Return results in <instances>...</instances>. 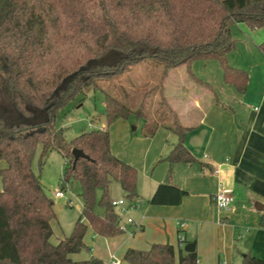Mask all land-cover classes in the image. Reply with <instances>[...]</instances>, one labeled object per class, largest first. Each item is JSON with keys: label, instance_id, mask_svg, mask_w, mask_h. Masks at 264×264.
I'll use <instances>...</instances> for the list:
<instances>
[{"label": "trees", "instance_id": "16d2710c", "mask_svg": "<svg viewBox=\"0 0 264 264\" xmlns=\"http://www.w3.org/2000/svg\"><path fill=\"white\" fill-rule=\"evenodd\" d=\"M264 26V0H0V264H106L91 255L72 254L90 249L84 237L88 223L102 236L123 233L120 214L112 204L110 185L121 184L126 199L137 196V169L119 159L110 147V133L92 128L68 141L55 124L56 113L100 78H112L147 58L168 70L185 65L190 75L195 60L216 59L225 82L243 93L248 73L232 67L227 54L235 46L232 26ZM264 52V42L260 45ZM163 102L168 106L165 97ZM106 123L131 115L144 117L110 94L105 95ZM178 141L167 160H195L185 146L188 128L174 114L170 126ZM41 145L40 166L56 150L67 163L64 184L82 186V210L71 233L51 241L54 201L48 196L32 162ZM87 157L74 163L73 149ZM101 191L100 197L98 192ZM174 190L179 203L185 191L161 184L151 203H162ZM103 208L98 213L96 207ZM264 228V207L260 211ZM130 264H199L197 252L171 244L150 249L128 248ZM242 264H264L246 255Z\"/></svg>", "mask_w": 264, "mask_h": 264}, {"label": "crops", "instance_id": "0c3cea01", "mask_svg": "<svg viewBox=\"0 0 264 264\" xmlns=\"http://www.w3.org/2000/svg\"><path fill=\"white\" fill-rule=\"evenodd\" d=\"M233 26L232 36L236 37L233 49L240 46L243 50L236 54L232 49L227 60L232 67L248 73L243 93L225 82L219 61L213 59L207 61L208 71L202 77L197 76L213 89L197 82L187 68L190 78L187 83L183 76L182 82L175 83L171 91L164 87L173 121L150 122L140 117L139 125L133 128L130 117L118 119L110 126L101 118L95 124L90 123L107 129L111 151L138 171L134 201L126 199L123 189L117 198H112L126 200L122 212L128 211L133 217L132 222L126 220L127 229L123 232L127 233L106 239L109 245L106 258L91 254L106 264L112 257L123 258L128 248L148 250L155 243H167L178 254L186 243L194 240L199 264H242L248 254L264 263V228L260 226V211L264 207V52L246 50L263 41L264 32L244 23ZM194 71L201 74L197 67ZM174 114L188 128L185 146L195 158L191 163L167 160L178 141L170 127ZM220 183L234 195L231 205L223 209L213 202ZM161 184L185 191L180 202L174 203L178 194L167 190L162 203H151ZM138 202H142L140 206L131 208ZM179 221L186 223L184 229L179 227ZM179 233L186 237L182 244ZM73 255V259L79 260Z\"/></svg>", "mask_w": 264, "mask_h": 264}, {"label": "rangeland", "instance_id": "374dc122", "mask_svg": "<svg viewBox=\"0 0 264 264\" xmlns=\"http://www.w3.org/2000/svg\"><path fill=\"white\" fill-rule=\"evenodd\" d=\"M233 30L236 34V27L233 26ZM260 31L264 32V26L260 28ZM232 37L235 40L236 37ZM263 42L264 40L258 42L255 47L246 48V50L262 51L259 46ZM241 50L243 49H241L240 46H236L233 52L238 54ZM207 61L208 60L193 61L191 64V71L196 73V76L202 77L201 75H204L209 68ZM214 62L218 61L215 59ZM195 67L201 71V74L194 71ZM186 68L187 67L183 65L180 69H170L164 76L163 64L155 58H147L112 78H100L94 85L89 86L83 93L77 94L67 102L65 106L58 109L55 117L56 127L63 129L64 135L68 141L82 132L89 131L91 122L95 124L99 122V118H101L102 121L106 119L105 95L107 93L133 110L141 109L150 122L162 121L166 123L168 121H173V115L169 107L163 102V98L165 97L163 89L165 87V89L171 91L175 83L180 84L182 82L183 76H185L187 83L190 78ZM179 70H181V73H179ZM166 94H168V92H166ZM130 119L132 121L131 128L139 125L140 117L131 115ZM41 151L42 147L39 144L32 162V169L39 177L48 196L54 201L56 218L52 219L53 234L51 236V241L56 243L60 238L71 233L81 213L83 202L81 196L82 186L77 180H70V182L68 181L64 184V173L65 169H67V163L63 155L56 150L50 151L45 157L44 164L40 166ZM1 167H6V162L4 160L0 161V168ZM1 183L0 177V187L2 185ZM57 189L64 192L63 197L55 196ZM121 190V184L117 181H113L110 185L111 199L117 198ZM100 195L101 192L99 190L98 197H100ZM96 211L98 213H103V208L97 205ZM128 213V211L119 213L120 227L124 228V230L127 229L126 220L129 218L133 219ZM126 233L123 232L121 235ZM107 238L106 236L96 234L88 223L84 241L90 249L84 248L80 252L74 254L73 257L83 260L91 254H98L105 255L106 258L109 251V245L106 241ZM115 257L118 258L117 256ZM120 259H122V264H130L124 260V255L123 258Z\"/></svg>", "mask_w": 264, "mask_h": 264}, {"label": "built area", "instance_id": "2783aa9c", "mask_svg": "<svg viewBox=\"0 0 264 264\" xmlns=\"http://www.w3.org/2000/svg\"><path fill=\"white\" fill-rule=\"evenodd\" d=\"M90 127H93V125L90 124ZM218 172H219V169H216L215 173H218ZM55 196L56 197H63L64 196V192L61 191V190H56ZM233 201H234V195H233L232 190L229 189V188H226L223 185V183H220L218 191L213 196V202L215 203V205L218 208L223 209V208H227L228 206H230ZM125 203H126L125 199L112 200V204L115 207H120L121 208V210L118 211L119 213L125 210V207H124ZM141 203L142 202H138L136 204H133L131 206V208L138 207V206L141 205ZM128 221L132 222L133 219L129 218ZM178 225H179V227L181 229H184L185 226H186V223L184 221H179ZM122 229L124 230V228H122ZM185 239H186L185 234L184 233H179L180 244H182L185 241ZM107 264H121V260L117 259L115 257H112V259Z\"/></svg>", "mask_w": 264, "mask_h": 264}, {"label": "water", "instance_id": "95a60500", "mask_svg": "<svg viewBox=\"0 0 264 264\" xmlns=\"http://www.w3.org/2000/svg\"><path fill=\"white\" fill-rule=\"evenodd\" d=\"M73 155H74V163L81 157H87V155L83 152L81 149L74 148L73 149ZM196 248V241H191L185 244L184 250L187 252H194Z\"/></svg>", "mask_w": 264, "mask_h": 264}]
</instances>
